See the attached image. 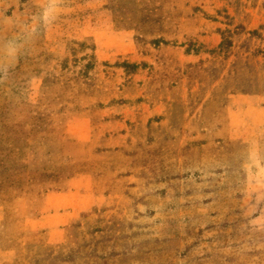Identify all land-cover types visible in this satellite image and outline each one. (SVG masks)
Listing matches in <instances>:
<instances>
[{
	"label": "rangeland",
	"instance_id": "1",
	"mask_svg": "<svg viewBox=\"0 0 264 264\" xmlns=\"http://www.w3.org/2000/svg\"><path fill=\"white\" fill-rule=\"evenodd\" d=\"M0 264H264V0H0Z\"/></svg>",
	"mask_w": 264,
	"mask_h": 264
}]
</instances>
